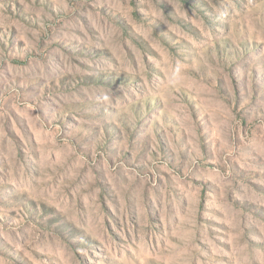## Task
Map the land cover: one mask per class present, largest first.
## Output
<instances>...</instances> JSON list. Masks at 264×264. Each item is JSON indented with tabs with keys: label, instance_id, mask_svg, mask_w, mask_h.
Segmentation results:
<instances>
[{
	"label": "rangeland",
	"instance_id": "rangeland-1",
	"mask_svg": "<svg viewBox=\"0 0 264 264\" xmlns=\"http://www.w3.org/2000/svg\"><path fill=\"white\" fill-rule=\"evenodd\" d=\"M0 264H264V0H0Z\"/></svg>",
	"mask_w": 264,
	"mask_h": 264
}]
</instances>
